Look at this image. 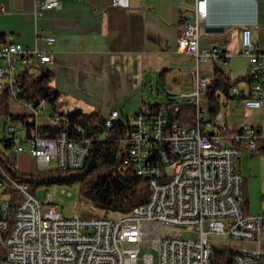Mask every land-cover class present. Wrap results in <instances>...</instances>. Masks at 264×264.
I'll return each mask as SVG.
<instances>
[{"label":"built area","instance_id":"built-area-1","mask_svg":"<svg viewBox=\"0 0 264 264\" xmlns=\"http://www.w3.org/2000/svg\"><path fill=\"white\" fill-rule=\"evenodd\" d=\"M207 2L195 1L194 20L181 24L177 41V53L190 56L197 71L208 63L223 67L232 57L220 46L199 47ZM60 6L58 0H43L34 16L41 17L43 11ZM111 6L127 4L125 0H111ZM240 38V55L248 60V75L253 80L243 105L256 111L264 108V54L256 51L248 27L241 30ZM40 39L48 45L53 42L52 38ZM31 56L41 65L50 62L45 52L35 51ZM29 57L20 45L0 42V59L7 63V68L0 67V86L9 90L12 100H16L19 85L12 71L17 62L27 66ZM209 84L211 80L197 74L192 91L176 98L195 105L194 126L170 121V107L165 103L156 111L144 107L129 117L130 132L122 146L136 174L147 182L149 195L142 206L125 214L65 217L52 204L51 196L40 203L26 184L12 183L8 187L11 191L23 193V209L18 211L15 229H7L10 195L0 199L3 264H137L141 250L147 251L141 258L144 264L153 263L150 251L157 254L158 264H211L210 234L234 244L229 247L235 252L234 264H264V211L259 215L243 212V181L237 168L241 148L254 153L263 137L247 125L229 128L222 113L210 124H202L203 92ZM231 93L239 95L233 88ZM46 106L42 98L22 100V111L33 123L28 128L5 120L2 143L9 145L15 156L28 154L38 169L81 168L87 156V141L70 140L64 132L55 138L39 133L36 122ZM119 117L117 110L112 111L105 128ZM49 123L57 127L60 118L52 116ZM11 165L18 170L17 164ZM5 188L0 182V190ZM205 222L208 232L203 230ZM249 245L254 249L247 250Z\"/></svg>","mask_w":264,"mask_h":264},{"label":"crops","instance_id":"crops-1","mask_svg":"<svg viewBox=\"0 0 264 264\" xmlns=\"http://www.w3.org/2000/svg\"><path fill=\"white\" fill-rule=\"evenodd\" d=\"M42 1L0 0V34L7 43L20 45L30 57L35 51L47 53L50 62L43 66L52 73L50 86L59 92L58 100L65 98L63 113L78 109L100 112L109 107L104 118L114 110L122 114L123 102L141 96L148 85L153 91V79L158 77L163 83L166 77L169 83L176 81L178 87L171 95L177 98L192 91L197 74L211 80L214 67L221 68L229 79L234 74L246 76L249 63L240 55L244 27L249 28L256 51L264 54V0H208L199 47L220 46L232 57L223 67L200 65L196 76L185 71L193 63L191 57L176 50L181 24L194 20L196 0H125L127 7H112L111 0H58L60 9L43 11L35 18ZM206 26L223 31L206 34ZM41 37L53 42L48 45ZM242 61L244 69L239 68ZM233 89L245 97L223 103L227 108L223 122L229 128L254 127L264 138V108L255 111L244 107L243 100L251 93L245 83ZM9 106L11 113L20 115L21 101L9 98ZM52 116L59 115L48 111L37 120V127L48 126ZM257 157L241 148L237 161L248 194L249 215L264 211L255 171Z\"/></svg>","mask_w":264,"mask_h":264},{"label":"trees","instance_id":"trees-1","mask_svg":"<svg viewBox=\"0 0 264 264\" xmlns=\"http://www.w3.org/2000/svg\"><path fill=\"white\" fill-rule=\"evenodd\" d=\"M0 42H6L2 34H0ZM51 79L50 71L42 73L39 77H34L28 72L20 73L17 78L19 85L15 89L16 99L22 101L42 98L54 109L59 92L50 86ZM238 82H244L251 89L253 80L247 74ZM231 85L230 79L222 69L214 67L211 84L208 85L204 96V100L209 104V115L212 120L220 113L224 102L245 97L230 95ZM220 96H223L222 101ZM9 98V90L0 88V116L13 123L23 122L24 116L10 112ZM164 103L170 107V121L185 120L189 126L197 123L195 105L188 100L179 102L169 96L165 102L148 104L145 108L156 111ZM58 117L60 123L57 127L38 126L39 133L46 138H55L60 132H64L70 140L87 141L85 161L79 169H43L31 174H23L12 167L6 153L10 150V146L4 145L1 140L0 182L7 187L3 193L10 195L12 212H15L19 202V196L8 188L12 183L26 184L30 192L40 187L55 185L78 186L80 197L87 200L96 210L105 213L125 214L147 201L149 195L147 182L136 174L132 164L127 161L122 146V141L130 132L129 117H119L110 128H105L106 118L101 112L84 113L78 109L70 113H62ZM26 126L29 128L31 123H26ZM258 135L261 136L260 131ZM253 154H264V138L258 140V149ZM242 209L247 215L249 202L244 182ZM234 255L235 252L228 246H213L210 263L234 264ZM2 259L3 249L0 246V264Z\"/></svg>","mask_w":264,"mask_h":264},{"label":"rangeland","instance_id":"rangeland-1","mask_svg":"<svg viewBox=\"0 0 264 264\" xmlns=\"http://www.w3.org/2000/svg\"><path fill=\"white\" fill-rule=\"evenodd\" d=\"M245 62L242 61L239 64V68L244 69L245 67ZM0 67L1 68H7V63L0 59ZM23 66H21L20 63H16L14 66V70L12 71V75L13 77L18 78V76L20 75V73L22 72H28L30 74H32L34 77H39L42 73L46 72L48 69L43 66L40 65L37 61L32 60L31 57H29V61H28V66H25L24 68H22ZM227 69V68H226ZM187 72L191 73L192 75L196 76V68L194 63H190V66L188 68H186ZM245 76V74L243 75ZM241 76H238L236 74H234L233 76L231 75V86L232 88H240L242 85H244V83L242 82H238ZM154 89L153 91H150L149 89V85L147 86V89H145V91L143 92V94H141V96H138L136 98H132V99H128L125 100L122 104L123 108H122V114H120L121 118H125V117H132L134 116V114L141 108L146 107L148 104L153 105L156 103H161V102H165L167 100V98L170 96L172 97V93L175 91V88H177L178 86L175 84L176 81L169 83L168 78L166 77L164 83L162 81H160V78H157V81L154 80ZM160 82L159 85L157 86L156 83ZM231 88V89H232ZM231 89H230V93H231ZM232 94V93H231ZM174 97H176L175 95H173ZM65 98L60 97L59 100L57 101V103L55 104V107L53 109V106L50 105V103L48 101L47 102V106L46 109L44 110V113L42 114L43 116L46 115V113H48V111L52 112V111H56L58 115L62 114L63 110H64V102ZM87 103H94L97 100H85ZM99 108H97L96 111H98ZM110 108L109 107H105L102 109L101 114L104 116L105 113H109L107 111H109ZM227 110L226 106L223 107L222 106V110L221 113L224 114L225 111ZM65 112V111H64ZM68 113V112H65ZM20 115L24 116L23 117V124L22 122H15L14 124L16 125H26V123H33V119L27 115L24 111L20 112ZM41 115L40 119L43 118V116ZM4 117L0 116V146H2L1 140L4 136ZM181 124L183 126H186L185 124V120H181ZM9 160L11 162V164H17L18 166V171L20 173L23 174H31L36 172L37 170H43V169H38L37 166H35V162L33 159H31L28 154L26 153H22L19 154L17 156L13 155L12 152L10 150L6 151ZM257 161H256V166L255 167V171L257 173V180L259 182L258 184V188L260 189V195H259V200L260 203L264 206V154H257ZM168 173L170 174V170H167ZM32 195L37 199L38 202L40 203H44V201L46 200V196L49 195L52 198V204L56 207V209L61 212L65 217H73L74 215H84V216H89V215H104V212L98 211L96 210L87 200H84L80 197L79 195V187L78 186H71V187H66V186H59V185H55V186H49V187H40L38 189H36L34 192H31ZM248 195V194H247ZM9 194L7 193H3L0 190V199L1 198H8ZM248 197V196H247ZM46 208V206H43V210ZM203 230L205 232H208V226H207V222L204 223L203 226ZM184 237H192L189 234H184ZM262 240H264V234L261 237ZM208 241L211 245L213 246H228V247H235L234 244H231L227 241V239H225L222 236H217V235H213L210 234L208 236ZM264 242V241H262ZM264 247V243L262 244ZM247 250H253L254 247H252L251 245L246 246ZM144 253H147V251L141 250L140 251V255L138 257V262L137 264H144L141 260L142 256ZM154 260L152 264H158V257L157 254L150 251L149 252Z\"/></svg>","mask_w":264,"mask_h":264},{"label":"bare ground","instance_id":"bare-ground-1","mask_svg":"<svg viewBox=\"0 0 264 264\" xmlns=\"http://www.w3.org/2000/svg\"><path fill=\"white\" fill-rule=\"evenodd\" d=\"M207 92V89H206ZM206 92H203V101H204V109H203V116H202V124H210L211 118L209 115V104L204 100V96ZM51 127H55L56 124L49 123ZM16 195L19 196V202L17 203L18 206L15 210V212H12V206L11 201L8 203L7 207V229H15L17 222H18V211H22L23 209V193H16ZM142 206V205H141ZM139 207V206H138ZM0 246L3 249V259H4V242L0 239ZM3 259L1 261V264H3Z\"/></svg>","mask_w":264,"mask_h":264},{"label":"water","instance_id":"water-1","mask_svg":"<svg viewBox=\"0 0 264 264\" xmlns=\"http://www.w3.org/2000/svg\"><path fill=\"white\" fill-rule=\"evenodd\" d=\"M223 29L221 27H216V26H206L204 29V32L206 34H218L222 33Z\"/></svg>","mask_w":264,"mask_h":264}]
</instances>
